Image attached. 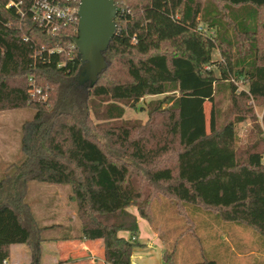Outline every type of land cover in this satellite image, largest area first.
<instances>
[{
  "label": "trees",
  "instance_id": "trees-1",
  "mask_svg": "<svg viewBox=\"0 0 264 264\" xmlns=\"http://www.w3.org/2000/svg\"><path fill=\"white\" fill-rule=\"evenodd\" d=\"M113 2L105 68L93 85H79L78 20H57L52 30L33 19L31 0H0V111L34 110L20 126L23 159L0 179V264L11 244L37 256L41 228L25 198L32 181L69 184L78 238L100 239L104 264H130L140 243L126 208L150 225L160 195L180 213L201 209L264 245L263 151H236L237 124L264 103V0ZM162 94L146 123L122 120L125 106ZM90 112L107 123L94 125ZM175 254V244L164 245L163 264H177ZM202 257L194 264H219Z\"/></svg>",
  "mask_w": 264,
  "mask_h": 264
},
{
  "label": "rangeland",
  "instance_id": "rangeland-1",
  "mask_svg": "<svg viewBox=\"0 0 264 264\" xmlns=\"http://www.w3.org/2000/svg\"><path fill=\"white\" fill-rule=\"evenodd\" d=\"M213 59H219L217 50L212 52ZM246 88L245 85L239 84V88ZM162 95H146L136 104L125 106L122 120L137 121L141 124L146 123L149 118V110L151 103L162 99ZM220 98V97H219ZM165 106V104L163 105ZM162 106V107H163ZM220 110H225L227 104L218 101ZM254 117H247L236 126L237 135V154L243 157L244 154L252 149L263 151L264 161V128L263 114L264 103L259 106H254ZM206 119L209 116V103L204 104ZM34 110L32 108H17L7 110L3 113L4 117L1 122V127L7 132L10 142V157L11 161L3 166L0 170V179L7 172L12 170L11 165H16L23 159V153L19 148L20 145V126L29 119H32ZM94 125L105 124L106 120L96 119L90 112ZM156 118L159 114H155ZM96 134L101 140L104 137L98 132ZM162 163H172L169 157L162 158ZM68 190V193L64 190ZM69 184H48L40 181L29 182L26 201L28 202L36 220L40 224H50L53 222L71 223L73 226L78 225V218H74L73 208L75 201L69 199ZM135 206H129L128 211L136 212ZM187 215L177 209L168 200V197L162 195L157 196L152 203V222L150 226L158 233L163 246L168 247L175 244L177 264H194L199 259H202V253L207 257L217 259L219 264H264V245L259 246L255 242L254 236L249 231H244L242 228L233 223H216L212 216L201 209H194L191 206H185ZM55 216V218H51ZM70 216L72 218H70ZM196 232V235L192 233ZM64 235L67 231H53L48 234ZM121 233V232H120ZM123 233V232H122ZM221 241L223 246L229 245V249L225 246H218ZM226 241V243L224 242ZM176 242V243H175ZM216 244V246H215ZM140 245H135L134 249ZM147 253H150L149 260L141 264H162V261L155 255V248L149 247ZM202 249H201V248ZM15 249H22L27 252V247L22 244H14ZM14 251V250H13ZM157 260V262H156Z\"/></svg>",
  "mask_w": 264,
  "mask_h": 264
},
{
  "label": "crops",
  "instance_id": "crops-1",
  "mask_svg": "<svg viewBox=\"0 0 264 264\" xmlns=\"http://www.w3.org/2000/svg\"><path fill=\"white\" fill-rule=\"evenodd\" d=\"M5 111L7 110L0 111V170L3 169V166L11 162L8 161V157H10V142L8 140L9 136L4 128L1 127V122L4 117L3 113ZM64 192L66 195L68 190H64L63 194ZM69 199H71L70 196ZM75 210L76 205L72 212L74 218H78ZM129 212L136 216V222L138 226L136 241L140 243L139 247L135 249L133 248L130 257V264H141L139 262L141 260L146 263L147 260H149L150 253L146 252L148 248L146 245L148 244L149 247L155 248V255L157 256L158 260L160 259L162 261L163 264L161 255L164 246L160 241L158 233L145 219L140 217L138 210L133 213L131 211ZM31 213L33 214L32 210ZM33 217L35 219L36 225L41 228V240L38 242L39 246L37 256L35 258L33 257L30 247L25 243L23 244L27 247V252L22 249H15L14 244H11L9 256L6 261L7 264H104L103 243L101 240H84L78 238L81 231L80 222L75 226H73L70 222L65 223L62 221L53 222L50 224H40L37 222L34 214ZM51 218L53 219L55 216ZM70 218L72 217L70 216ZM53 231H67L68 233L64 235H58L55 233L48 234L49 232ZM118 235L128 238L129 232L120 230L118 231Z\"/></svg>",
  "mask_w": 264,
  "mask_h": 264
},
{
  "label": "water",
  "instance_id": "water-1",
  "mask_svg": "<svg viewBox=\"0 0 264 264\" xmlns=\"http://www.w3.org/2000/svg\"><path fill=\"white\" fill-rule=\"evenodd\" d=\"M74 47L81 62L77 84L93 85L105 68L103 51L116 30L117 6L113 0H79Z\"/></svg>",
  "mask_w": 264,
  "mask_h": 264
},
{
  "label": "built area",
  "instance_id": "built-area-1",
  "mask_svg": "<svg viewBox=\"0 0 264 264\" xmlns=\"http://www.w3.org/2000/svg\"><path fill=\"white\" fill-rule=\"evenodd\" d=\"M9 4L12 3L9 2L8 5ZM30 5V12L33 16V19L45 26H49L52 30L55 29L57 20H79L77 16L78 7L75 8L70 0H63L62 3L51 0H31ZM30 83H32V81H30ZM38 91L39 89L35 88L33 85L32 89L30 90L31 96L33 97L34 93ZM2 263L7 264L6 261H3Z\"/></svg>",
  "mask_w": 264,
  "mask_h": 264
}]
</instances>
